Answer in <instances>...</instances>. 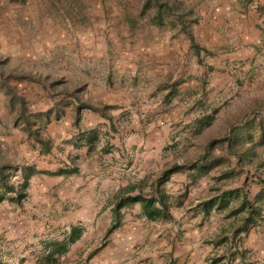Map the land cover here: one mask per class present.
Listing matches in <instances>:
<instances>
[{"label": "crops", "instance_id": "1", "mask_svg": "<svg viewBox=\"0 0 264 264\" xmlns=\"http://www.w3.org/2000/svg\"><path fill=\"white\" fill-rule=\"evenodd\" d=\"M0 14H47V0H0ZM187 34L199 48L198 53ZM101 41L98 39L101 48L93 52L94 59L105 56ZM126 47L118 58L109 54V62L120 68L117 72L123 79L110 82L101 78L97 81L99 89H94L92 95L93 103L109 105L110 114L114 110L116 118L127 115V120L117 123L112 117L82 111L80 131L85 133L77 144L74 140V145L67 142L69 150L57 168L62 171L50 176V184L45 173L29 177L24 199L11 205L10 232L6 230L9 218L0 203L2 262L37 264V258L49 251L50 243L63 242L70 226L79 225L80 237L57 256V264H67L69 258H76L77 264H209L213 258H218L214 264H264V220L251 222L245 231L234 235L225 234V240L220 242L215 233L204 240L188 223L182 224L179 233L173 225L168 230L170 234L161 230L160 237L151 240L155 238L151 234L154 226L174 220L171 208L185 206L182 197L179 205L169 208L171 219L167 221L145 219L138 203L124 205L119 209L118 225L105 234L112 222L117 189L141 180L142 173L163 169L158 154L167 142L168 130L159 125V117L185 122L183 99L189 100L188 115H204L207 101L224 93L229 80L227 68L243 63L245 57L251 64L253 53L264 51V14H202L191 27L183 29L178 25L161 30L153 42L140 45L143 50L133 49L130 43ZM202 51L214 53L213 57L202 59ZM117 128L119 134L111 133ZM99 129L109 136L95 147V139L91 143L86 139L89 134L96 136ZM196 170L178 169L165 184L176 191L195 177ZM208 197H188L190 202L185 207L201 215L198 204ZM128 211H135V215L127 216ZM136 217L141 224L130 219ZM130 225L146 238V253L133 251ZM241 226L240 221L235 227ZM99 238L102 245L96 246L95 252L89 250L90 243ZM72 244H77L73 251L69 249Z\"/></svg>", "mask_w": 264, "mask_h": 264}, {"label": "rangeland", "instance_id": "2", "mask_svg": "<svg viewBox=\"0 0 264 264\" xmlns=\"http://www.w3.org/2000/svg\"><path fill=\"white\" fill-rule=\"evenodd\" d=\"M142 1L47 0V14H0V73H28L44 78L42 84L13 77L7 82L15 89L16 95L23 97L26 112L32 116L35 126H39L40 113L48 112L49 120L39 133L47 138L52 147L48 154L38 153V146L32 144L20 125L14 122L17 105L8 99L0 83V163L33 165L40 171L46 170L47 184H50V176L58 170L69 150L67 142L77 144L85 133L80 131L83 124L81 112L89 110L80 111L79 120L75 123L76 101L93 102L92 92L99 89L97 81L101 78L110 82L123 79L117 72L120 68L109 60L113 55L118 58L119 52L127 49L126 43L133 44V49H142L140 45L153 42L161 30L176 28L179 25L176 22L178 14L184 16L186 27H191L202 14H264V0H162L168 10L161 25H156L152 21L155 8L151 6L141 11ZM98 39L102 40L101 45L105 44V56L94 59L93 52L101 48ZM213 54L202 51V59L206 56L211 58ZM245 58L243 63L227 68L229 80L225 82L224 93L207 101L204 115H188L189 100L183 99L182 116L186 115L185 122L179 124L168 116L158 119L159 125L168 130L167 142L158 154L159 162L163 161V169L175 162L186 168L192 163L197 167L206 166L202 173L195 172V177L187 179L185 185L181 184L176 191L164 184L172 193V198L183 194L185 206L190 202L188 197L205 198L220 189L237 190L240 194L245 192L249 200L260 198L258 204L264 216V137H260L256 124L258 118L264 115V51L253 53V64H249V57ZM136 63L140 66L139 59ZM73 90L75 97L69 95ZM56 109L57 117L54 116ZM111 109H107L105 114L115 122L127 120V115L116 118L114 110L110 114ZM87 120L91 121V118ZM248 123H251L250 127H244ZM119 131L111 133L119 134ZM235 133L238 136L231 148L234 146L240 157L227 149ZM247 133L251 134L250 139ZM95 134V147L109 136L101 129ZM161 170L140 174L143 185L153 180ZM6 174L7 182L16 186L19 173L7 169ZM0 194L3 200L0 209L6 219L9 218L6 230L10 232L13 230L11 205L15 202L8 198L13 193L0 190ZM238 200L234 197L226 208L218 211L211 209L204 217L184 205L172 207L170 211L174 220L166 225L154 226L151 234L155 238L151 240L159 238L161 230L170 234L168 230H172L173 225L178 227L179 233L183 223L197 228V233L204 240L210 238L211 233H215V237L221 234L230 236L233 227L240 224V216L225 217V214L238 204ZM126 213L129 217L135 215V211ZM130 219L141 224L137 217ZM92 228L96 230V227ZM129 233L133 251L146 253L148 245L143 234L134 227ZM101 240L91 242L89 250L102 245ZM76 248L77 244L69 247L72 251ZM0 261L5 264L1 258ZM66 262L77 264L76 258H69Z\"/></svg>", "mask_w": 264, "mask_h": 264}, {"label": "trees", "instance_id": "3", "mask_svg": "<svg viewBox=\"0 0 264 264\" xmlns=\"http://www.w3.org/2000/svg\"><path fill=\"white\" fill-rule=\"evenodd\" d=\"M153 6L155 8L152 21L156 25H161L163 16L166 15L168 7L162 0H143L141 3V11L146 8ZM176 22L179 23L180 28H187L184 20V16L182 14H178L176 18ZM190 45L193 49L198 53V47L192 41L191 37L187 34ZM13 77L16 80H28L30 82H38L40 84L43 83V79L34 77L28 73H14L7 72L5 74L0 73V83L7 92L8 99L17 105V113L14 118V122L20 125V128L24 131L26 138L32 143L38 146L39 154H46L50 151V144L47 138H43L39 133L40 128L45 125L48 120V112L40 113V117L38 118L39 126L34 125V120L31 119L30 115L27 114L25 109V101L22 96L15 94V89L8 84V78ZM70 96L75 97L74 90L69 93ZM111 106L101 103H89V102H80L76 101L74 106V122L77 123L79 120L80 111L83 109H87L89 111L95 112L100 116L109 118L105 112L107 109H110ZM55 117L58 116V110L56 109ZM207 123V122H206ZM251 123L246 124L244 127H250ZM258 133L261 138L264 137V115L260 116L256 122ZM238 133L233 135V139L228 142L227 149L229 152L240 157L239 152L236 149L231 148L232 142L237 139ZM248 139L251 138V134L247 133ZM95 139L94 134H89L86 141L91 143ZM196 167L197 173H202L206 166H194V164L187 165V168ZM186 168V166L178 165L176 163H171L168 167L162 169L160 173L151 180L148 184L143 185V180H137L132 183L125 184L122 187H119L114 195V205L111 210L112 222L105 230V234L109 233L112 229H114L120 219V208L124 205H129L133 203H138L140 207V213L147 220L151 221H167L171 219V214L169 212V208L173 205H179L180 197L172 198L170 194H168L164 188L165 182L168 180L171 173L177 171L178 169ZM7 169H11L12 173H19V181L16 186L9 184L7 182ZM70 171H73L74 168H70ZM62 170H56L55 173H60ZM43 172L47 173L46 170H38L33 165H22L12 166L8 163H0V190L3 193H13V196H10L8 199L19 203L20 199L25 197V190L27 188L28 179L31 175L36 173ZM54 173V172H53ZM264 193V189L262 194ZM261 197V194H258ZM183 196V194H182ZM181 196V197H182ZM0 194V200L1 198ZM239 198L238 204L229 208L225 214V217L230 216H240V221L243 226L241 227H233L232 235L236 234L239 230H246V227L249 223L255 222L257 220H264V216L261 214V207L258 204V200L260 198L249 200L246 197V193L242 192L238 193L237 190H226V191H216L215 194L209 196L207 199L201 201L199 205L201 215L206 216L211 209L216 211L226 208L229 204V201L233 198ZM82 233V227L79 225L70 226L67 236L63 242H53L49 244V251L42 254L39 258H37V264H57L58 257L60 254L66 251L67 245L75 241L80 237ZM224 233V232H223ZM225 240L224 235L218 237V242ZM47 246V245H46ZM99 247V246H98ZM93 249L95 252L97 249ZM218 261V258H213L209 262V264H214ZM0 264L1 261H0Z\"/></svg>", "mask_w": 264, "mask_h": 264}]
</instances>
